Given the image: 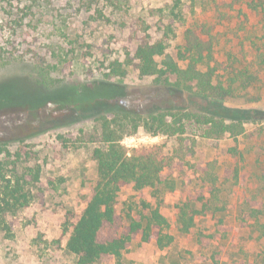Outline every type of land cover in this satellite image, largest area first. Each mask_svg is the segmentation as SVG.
<instances>
[{
	"label": "rangeland",
	"instance_id": "374dc122",
	"mask_svg": "<svg viewBox=\"0 0 264 264\" xmlns=\"http://www.w3.org/2000/svg\"><path fill=\"white\" fill-rule=\"evenodd\" d=\"M187 28L212 37L211 66H218L225 89L230 69L257 72L259 81L246 90L232 86L216 102L140 76L137 45L163 40L166 54L177 59ZM259 56L264 57V0H0V144L10 154L21 149L20 159H7L5 168L8 176L11 161L19 172L39 170L38 182L26 186V208L4 217L7 230L0 222V264H74L65 242L96 178L91 153L101 146L100 118L129 123L124 116L143 119L162 112L241 121L243 133L236 142L227 134L210 140L187 121L180 137L149 139L141 127L127 135L114 126L128 154L157 145L173 158L161 174L164 183L155 189L144 188L142 196L131 188L120 190L115 207L122 226L127 216L139 220L158 207L167 219L164 233L175 240L170 264H183L177 256L198 264H264V64L259 65ZM113 62L125 74L108 79ZM199 191L206 211L182 233L179 207L187 194ZM254 210L260 214L250 217ZM183 239L196 246L194 251L177 250ZM140 244L138 239L129 243L122 264H135L128 258Z\"/></svg>",
	"mask_w": 264,
	"mask_h": 264
},
{
	"label": "trees",
	"instance_id": "16d2710c",
	"mask_svg": "<svg viewBox=\"0 0 264 264\" xmlns=\"http://www.w3.org/2000/svg\"><path fill=\"white\" fill-rule=\"evenodd\" d=\"M258 5L263 4L260 2ZM249 6L256 10V6L252 4ZM213 48L214 43L210 35L205 39L196 29L187 28L183 32V45L177 53V59L166 54L163 40L141 41L135 48L134 58L138 62L137 70L140 76L153 77L158 83L161 81L189 95L216 102L223 100L225 94L230 93L229 89L232 86L246 90L259 81L257 72L252 73L247 68L230 69L227 73L228 88L225 89L217 77L218 66H211L214 62ZM258 59L259 65H263L264 57L259 56ZM179 60L185 63L183 68L179 66ZM124 74L122 65L113 62L105 75L111 79ZM170 76L175 78L173 83L168 82ZM124 119H128L129 123H124L123 119L116 120L113 116L100 118L101 146L95 147L91 153L96 178L90 184L85 207L76 222L71 225L65 242L66 250L76 257L74 264H122V253L127 250L133 239H138L140 243L153 240L159 250L169 247L174 240L173 236L164 233L167 219L160 213L158 207L151 209L148 216L139 220L127 216L126 226L120 223L115 207L120 190L131 188L142 196L141 191L144 188L155 189L164 183L161 174L173 165V158L164 154L157 145L133 149L128 154L121 144L122 135L113 129L114 126L119 127L127 135L141 127L151 137L161 135L180 137L185 133V122L192 121L202 130V137L218 140L227 134L233 142H236L243 133L241 121L226 122L214 116L188 112L151 113L143 119L137 116H124ZM128 126L131 127V131L127 130ZM20 150L10 154L5 145L0 144V158L3 156L4 160L6 159L0 160V222L4 230H7L3 222L4 217L26 208L29 202L26 186L35 185L39 180L38 169L33 174L19 172L14 161H11L13 170L8 176L5 167L10 163H7V159L13 156L16 161L20 159ZM213 182L214 180H211L210 183ZM167 185L170 190L173 189L172 183ZM204 199L205 194L202 191L193 196L186 195L177 216L180 232L187 233L195 217L206 211ZM196 204H201V208H195ZM256 214L259 215L260 211L254 210L250 217H256ZM66 232L68 230L65 228L63 235H66ZM202 240V237H199L198 242L201 243Z\"/></svg>",
	"mask_w": 264,
	"mask_h": 264
},
{
	"label": "crops",
	"instance_id": "0c3cea01",
	"mask_svg": "<svg viewBox=\"0 0 264 264\" xmlns=\"http://www.w3.org/2000/svg\"><path fill=\"white\" fill-rule=\"evenodd\" d=\"M175 243V240L173 241ZM177 250H180L184 247L185 251H194L196 246L191 243V245H185L184 239L177 242ZM172 246H169L166 249L159 250L154 246V242L150 241L148 243H141L140 246L137 245V248L131 252L128 260L134 261L135 264H170V261H173L176 257V251L171 250ZM170 250V251H169ZM168 251V252H167ZM178 261H182L183 264H198L196 262L189 263V261H185V259H179Z\"/></svg>",
	"mask_w": 264,
	"mask_h": 264
},
{
	"label": "built area",
	"instance_id": "2783aa9c",
	"mask_svg": "<svg viewBox=\"0 0 264 264\" xmlns=\"http://www.w3.org/2000/svg\"><path fill=\"white\" fill-rule=\"evenodd\" d=\"M147 138H149V139H153V137H151V136H146Z\"/></svg>",
	"mask_w": 264,
	"mask_h": 264
}]
</instances>
